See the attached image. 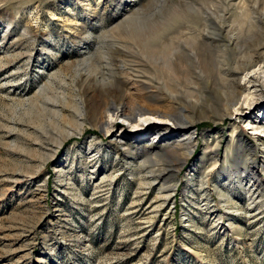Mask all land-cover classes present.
I'll return each mask as SVG.
<instances>
[{
  "label": "rangeland",
  "instance_id": "rangeland-1",
  "mask_svg": "<svg viewBox=\"0 0 264 264\" xmlns=\"http://www.w3.org/2000/svg\"><path fill=\"white\" fill-rule=\"evenodd\" d=\"M263 44L264 0H0V264H264Z\"/></svg>",
  "mask_w": 264,
  "mask_h": 264
},
{
  "label": "bare ground",
  "instance_id": "bare-ground-1",
  "mask_svg": "<svg viewBox=\"0 0 264 264\" xmlns=\"http://www.w3.org/2000/svg\"><path fill=\"white\" fill-rule=\"evenodd\" d=\"M241 6H239V10L242 11L244 17L252 19L251 16L254 14H257L255 9H253L254 6H253V8H251L248 5L246 6V4H244V3ZM215 15L216 14L214 13L213 16H215ZM216 18L219 21V25L214 24V28L210 29V31H212V32H210V33L206 32L208 36L214 37L218 33H223L225 28H226L225 27L226 21H225L224 17L219 16ZM261 25H259V26H261ZM227 27L230 29V30L228 29L229 32L227 31L228 32L227 38L230 41V43L231 42H238L241 38V35L243 34V30L237 32L236 34H233L235 29L232 28L231 25H229ZM231 34H232V36H231ZM199 35H200V33H199ZM136 37H138V36H136ZM201 37L202 36L200 35L199 38H201ZM133 42H135V39L133 40ZM262 46H263V48L261 49V52L258 55V58H254L252 55L248 56L245 60H243L242 63H240V65L238 66V71L235 74H231V76L233 77L232 84H235L236 79H238V80L241 79L242 81L245 82L246 87L242 88V87H239V85H237V87H238V90L240 89V91L245 94V104L248 105L249 107H257L258 105H264V44ZM95 105H97V103H95ZM100 106H95L96 110H98V108ZM237 111H242V110L238 109ZM105 113L108 114V117L111 119L122 118L124 120H127V122L129 124L132 123L133 118L136 116L139 117L140 121L143 120V122H147L148 119H151V116H157V115L159 116L160 115V113L155 112L151 108H144L135 102H134V104H131L129 107H124L122 109H119L118 107L116 108V104L114 103V105L108 107L105 110ZM83 114L85 115L86 111H84ZM106 120L102 122V125H103V127L105 126V127L109 128L110 122H108ZM74 132H75V130H74ZM259 141L262 142L264 140H259ZM260 145H262V143ZM263 149H264V146H263Z\"/></svg>",
  "mask_w": 264,
  "mask_h": 264
}]
</instances>
